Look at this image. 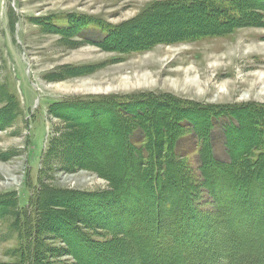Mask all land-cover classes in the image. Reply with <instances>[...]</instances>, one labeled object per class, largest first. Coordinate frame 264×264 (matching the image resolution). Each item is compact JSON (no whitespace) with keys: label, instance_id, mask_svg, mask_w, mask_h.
Returning a JSON list of instances; mask_svg holds the SVG:
<instances>
[{"label":"rangeland","instance_id":"1","mask_svg":"<svg viewBox=\"0 0 264 264\" xmlns=\"http://www.w3.org/2000/svg\"><path fill=\"white\" fill-rule=\"evenodd\" d=\"M186 1L191 0H0V264L23 262L15 214L29 206L30 195L37 189L42 195L43 213L38 264H140L138 249L122 233L130 219L128 209L151 210L154 215L157 209L171 205L170 199L161 202L155 197L150 181L146 182L150 176L136 173V151L130 150L124 136L131 120L121 114L116 101L139 99L137 108L146 100L151 109L147 116L161 117L178 107L194 109L186 115L199 126H203V115L195 114V109H234L244 126L238 131L239 138L233 137L238 146L236 156L249 153L252 142L248 133L255 132L250 127L253 116L249 119L245 111L254 108L262 114L264 131L263 1L216 0L224 7L234 5L233 14L242 20L227 34L204 33L200 37L192 34L203 33L205 22L195 25L187 16L181 21L163 20L175 7L173 3ZM71 17L120 27L128 41L134 34L136 38L154 33L162 36L161 29L175 34L167 41L159 38L152 47L142 50L127 51L122 47L124 42L118 47L121 49L113 43L99 47L52 29V25L67 28ZM6 92L18 100L14 113L5 101ZM82 100L94 103L85 106ZM56 101L73 104L57 107L51 114L48 107ZM177 127L182 129L179 137H158L157 149L163 162L175 159V166L170 167L172 177L182 183L190 206L208 224L202 241L214 237L215 245H222V255L228 256L229 248L235 254V243L229 242L230 231L218 224L211 185L201 171L200 141L187 123ZM82 128L103 137L89 149L94 154L86 161L78 160L70 147L65 154L56 148L78 144ZM104 128L106 133L101 132ZM130 130L134 131L128 143L137 150L144 143H138L136 125ZM222 137L221 130L215 128L213 151L217 160L227 162ZM51 146L53 153L48 155ZM262 156L261 151H252L243 161L252 169L261 165ZM77 160L79 163H75ZM122 162L132 170L121 173L122 190L114 192L110 180L99 170L113 167L118 174L125 169L121 170ZM95 165L97 169L91 167ZM127 187L132 190L128 192ZM13 193L19 209H13L10 197H6ZM249 238H243L244 246H254ZM75 243L88 245L90 252L86 256L76 252L72 246ZM262 246L264 255V238ZM244 253L249 251L245 249ZM222 255L213 264H220ZM192 263L197 262L192 259ZM251 264L256 263L252 260Z\"/></svg>","mask_w":264,"mask_h":264},{"label":"trees","instance_id":"2","mask_svg":"<svg viewBox=\"0 0 264 264\" xmlns=\"http://www.w3.org/2000/svg\"><path fill=\"white\" fill-rule=\"evenodd\" d=\"M258 1H263L260 5L264 7V0ZM173 4L175 7L172 6L170 8V11L164 15L165 19L163 20L168 22L172 20L181 21V19L187 16L188 18L186 19L193 20L192 22L195 25H201L202 22H205V31L202 30L203 33H194L192 36L200 37L204 35V33L207 35L219 36L220 34H227L231 31L233 25H236L237 22L242 20V17L233 14L235 13L234 5H232L231 8L224 7L219 5L216 0H191ZM68 21L69 25L67 28H60L55 25H52L51 27L55 31L63 33L66 36L74 35L80 38L82 37L83 39L91 41L92 43L90 44H95L99 47H107L113 43L114 47L121 49L118 47H121L124 42V46L122 47H127V51L133 49L142 50L147 47H152L153 44L157 43L156 41H158L159 38L166 39L164 41H167L170 39V36L173 37L175 34L171 33L170 30L161 29L163 33L162 36L154 33L150 36H146V38L142 34L141 37L137 36L138 38H136L134 34L130 41H128L126 37L124 38L122 36L123 31H121L120 27H113L111 25L107 26L105 23L91 21L88 18L85 19L82 17H71ZM199 30L200 28L196 30L193 29V32H198ZM101 32L104 33V36L100 35ZM166 33H168V36ZM4 96L6 103L11 107L14 113L18 104L17 98L15 95H9L8 92H6ZM82 101L85 106L91 105L92 107L94 103L92 100ZM141 102L144 105L141 103L142 106L139 105L135 108V105H138L139 103V99L135 101L131 99L116 101L118 110L122 112L121 114L127 118V121L131 120L130 127L129 123H127L128 128L131 129V126L136 125L135 131L138 133V143L140 141L144 143V145L136 150L131 144V148L128 140L131 138V133H133L134 130L130 129H125V141L130 150L134 149L136 151L135 154L137 155L138 161L135 163V171L138 176H150V180L146 182L148 183L150 181V184L152 185L151 190H153L155 197L158 200H161V202L170 199L169 202L171 207L164 210L159 208L157 209L158 211H155L156 214L154 213V215H152L153 212L151 210L146 212V209H128V218L130 219L126 226L123 227L124 230L122 233L124 236L128 237L131 244L138 249L136 252L138 258L141 260L140 264H193L192 259L194 263L197 262L196 264L207 263V261L213 264V261H217L220 255H222V245H215L214 237L211 236L212 239L209 240V242L204 243L202 241V234H205L204 230L208 224L201 221L195 213V210L190 206V201L187 199L186 192L182 189V183L177 181L178 179L172 177V169L170 167L172 165L175 166V159L172 161L170 159L164 160L163 162L164 157L159 153L161 151L157 149L159 143L156 139L158 137H164V140H169L170 137L173 136L179 137L182 129L177 126H180L182 122L187 123L189 127L193 129L195 139L200 141L199 161L201 164V171L211 185V187H209V192L213 198L212 200L216 203L215 212L219 220L218 224H221L220 226L223 228L225 227L230 231L228 234L230 239L229 242L235 243V247L233 248L235 254H231V248L227 249V251H229L227 252L229 257L223 254L221 256L222 259L220 260V264H251L252 260H254L256 264H264V255L262 254V239L264 238V165L262 164H264V149H261L264 148V131H261L262 125H260L262 114L254 108L251 109L250 112L245 111L246 114L248 113L249 119L253 116V118L251 117L252 123L250 124H252V126L250 127L255 132L251 133L249 131L248 133L252 142V145L249 148V153L252 151H261L263 155L262 160L260 159L261 165L255 167L256 169H251L248 166L246 167L247 163L243 161L249 153H245L242 156H236L238 146L233 137L239 136L238 131L242 130L244 126L241 125V120L235 116L234 109H195V114L203 115V122L201 123L204 126L203 128V126H199L194 119H189L186 115V113L190 110L194 111V109L178 107L179 109H171L164 116L160 117L158 115L155 116L156 114H151L149 117L147 114L151 113V109H148L147 101L143 100ZM68 104L73 103L56 101L48 107L49 112L52 114L57 107H64ZM121 127L124 129V125ZM217 127L221 130L223 135L222 138L225 142L224 150H226L229 160L227 162L215 158L213 151L214 145L212 144L211 137H213L214 130ZM105 129L106 128L101 132L106 133L107 131ZM123 129L122 131L124 132ZM85 130V128L81 129V136L80 138L78 137L79 145L74 144L75 142H71L68 143L69 146H66L65 144L66 147L64 148H56L65 154V152H67V147H70L71 153L76 152L75 154H78L76 155L78 160L84 158L86 161L87 158L90 156L92 157L94 154L89 149H92V147L100 141V138L103 137H100L97 132L88 133V131ZM120 135H123V133L121 132ZM75 145H78V147L74 148ZM52 147L53 146H51L48 155H52ZM77 148H80L78 152L76 151ZM84 150H88L90 152L89 155L87 153H81V151ZM173 157L174 156L171 158ZM78 160L75 163H79ZM260 161L258 160L256 166L260 164ZM124 165V162L120 164V167H122L121 170L125 168ZM261 166L263 167V170ZM91 167L98 168L96 165ZM129 167L130 166L128 165L122 172L118 169L120 171L118 174L115 173L116 171L113 170V167H100L102 169L99 170V173H101L103 177H106V179L110 180L115 190L114 192H121L124 184L122 179L124 174L127 169L129 171L132 170V168ZM123 172L124 174L122 175L121 173ZM248 176H251V181L248 179L244 180V178ZM219 183H222V185ZM139 185L144 186L140 183ZM136 186H138L137 183ZM30 189H32L31 185ZM126 190L128 191L132 189L131 187H127ZM40 194L39 189L34 191V193L30 195L29 206L20 209L22 211L21 213L15 214L16 227L21 238L19 244L21 245L23 257L22 264H38L39 262L37 256V243L43 218V213L40 207L42 205V195ZM6 197H10L9 200L12 202L11 205L13 209H19L18 207L20 205L17 197H15V193L7 194ZM78 201H81V198ZM71 202L69 200V204H71ZM11 205L8 206V208L11 207ZM62 208H64L63 210H73L72 207ZM3 213L6 214L5 210ZM234 220L235 225L232 224ZM243 236L245 238L250 237L251 239H249L252 240L254 246H252L251 243L249 246H244ZM230 243H225V245H229ZM80 244L77 245L75 243L72 244V246H75L76 252H83L86 256V253L89 251L88 245L84 246V244ZM245 249L246 251H249V254L242 255L245 254ZM203 255L209 256V259H206ZM250 257L253 259L250 260Z\"/></svg>","mask_w":264,"mask_h":264}]
</instances>
